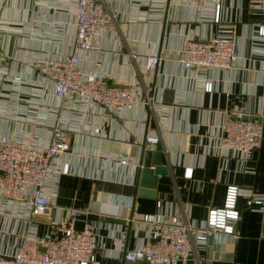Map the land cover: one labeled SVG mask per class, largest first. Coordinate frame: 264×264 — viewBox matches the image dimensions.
I'll return each mask as SVG.
<instances>
[{
    "label": "crops",
    "instance_id": "0c3cea01",
    "mask_svg": "<svg viewBox=\"0 0 264 264\" xmlns=\"http://www.w3.org/2000/svg\"><path fill=\"white\" fill-rule=\"evenodd\" d=\"M100 1L114 14L112 27L95 40V49L79 53L80 68L99 71L113 86L135 81L152 102L113 111L58 98L37 64L72 51L75 0H0V135L22 136L54 122L69 129L62 157L69 170L59 178L50 216L35 217L37 231L61 234L68 209H76L74 228L96 229V259L123 264L125 251L148 237L140 215L160 212L202 224L211 208L222 205L229 184L264 198V40L255 37L263 16L248 0H221L218 23L211 7L198 10L179 0ZM218 35L233 39L234 68L188 70L178 62L188 39ZM154 53L161 62L147 72L142 58ZM206 81L213 85L209 92ZM166 89L173 91L172 103ZM236 114L256 116L262 127L261 145L248 159L221 145L222 124ZM140 122L158 135L151 149L160 151L168 169L158 176L155 197L140 195L135 185L144 143ZM114 154L127 164L110 158ZM237 208V237L215 232L174 264H264V203L249 207L242 194ZM25 230L16 217L0 215V250L14 249Z\"/></svg>",
    "mask_w": 264,
    "mask_h": 264
},
{
    "label": "built area",
    "instance_id": "2783aa9c",
    "mask_svg": "<svg viewBox=\"0 0 264 264\" xmlns=\"http://www.w3.org/2000/svg\"><path fill=\"white\" fill-rule=\"evenodd\" d=\"M179 1L198 10L211 7L213 21H220L221 0ZM248 3L263 16L255 37L264 40V0H248ZM113 19L114 14L100 0H75L76 32L72 51L49 56L37 64L52 83L58 98L73 99L86 108L100 105L113 111H127L152 102L153 97H145L135 81L113 86L104 81L99 71L86 73L80 68L79 53L95 49V40L103 31L111 29ZM142 59L147 72L155 71L161 62L157 53L144 55ZM237 59L230 35L207 40L188 39L177 58L188 70L230 69L236 66ZM212 87L211 81L204 83L205 91H211ZM240 116L227 115L222 124L221 145L248 159L261 145L262 127L258 121L244 120ZM68 131L54 122L22 136L0 135V215L16 217L26 224L18 245L10 252L0 250V264H101L95 256L98 246L96 229L86 225L76 230V209H68L67 223L59 235L39 234L34 223L39 215L50 216L59 178L69 170L68 163L62 162L69 150ZM138 134L147 149L159 141L158 135L148 132L145 122L139 123ZM110 158L127 164L126 157L120 154L110 155ZM184 174L191 177L192 169L187 168ZM242 194L246 195L249 207L264 203V198L256 196L250 189L229 184L222 205L211 208L202 224L182 222L176 215L165 217L160 212L140 215L139 220L147 225L148 237L125 251L123 264H174L176 259H188L193 246L204 245L215 232L237 237V200ZM51 224L55 226L57 221L51 220Z\"/></svg>",
    "mask_w": 264,
    "mask_h": 264
},
{
    "label": "water",
    "instance_id": "95a60500",
    "mask_svg": "<svg viewBox=\"0 0 264 264\" xmlns=\"http://www.w3.org/2000/svg\"><path fill=\"white\" fill-rule=\"evenodd\" d=\"M164 93L169 95L166 102L172 103L173 91L166 89ZM240 118L258 120L256 116L248 115H242ZM137 165L135 185L138 193L147 197H155L158 176L167 174L168 171L167 166L162 164L160 151L146 149L145 143H142Z\"/></svg>",
    "mask_w": 264,
    "mask_h": 264
}]
</instances>
